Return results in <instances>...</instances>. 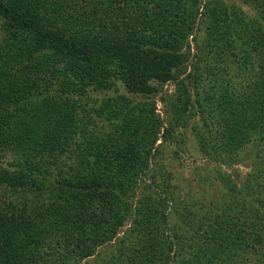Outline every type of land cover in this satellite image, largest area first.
<instances>
[{"label": "trees", "instance_id": "16d2710c", "mask_svg": "<svg viewBox=\"0 0 264 264\" xmlns=\"http://www.w3.org/2000/svg\"><path fill=\"white\" fill-rule=\"evenodd\" d=\"M67 1L0 0V264H80L117 239L100 264H255L264 160L220 174L224 202L137 195L195 101L210 159L264 140V0Z\"/></svg>", "mask_w": 264, "mask_h": 264}, {"label": "rangeland", "instance_id": "374dc122", "mask_svg": "<svg viewBox=\"0 0 264 264\" xmlns=\"http://www.w3.org/2000/svg\"><path fill=\"white\" fill-rule=\"evenodd\" d=\"M225 1L228 3L234 2L251 14L253 12L245 0ZM67 2H70V0ZM3 29V19L0 17V51L2 50L1 48L4 47ZM196 34H198V38H203V28L196 29L194 35ZM191 39L193 46L192 52L196 53L197 44L193 41V37ZM203 40L204 39L200 41ZM119 90L124 91L123 87ZM175 93L176 82L168 81L163 86L162 93L152 95V99L157 100V111L164 119L166 118V108L161 100L162 96L169 97ZM91 96L97 99L96 102L98 105L105 95L104 93H95ZM137 99L147 98H142L140 96L137 97ZM90 102L92 105L93 100H90ZM194 105L195 106L192 107V123L187 127H179L175 131L174 136L176 141L172 143L171 141H164V139L159 140L162 146L161 144L159 145V153L153 160L150 169L142 176L140 181L141 189L137 197L141 196L140 193L146 189L145 192L148 191L153 193L162 200H170L172 197L178 202L190 199L192 202L198 204H208L211 201L217 203L224 202L226 197H224L225 193L222 188L223 183L220 181V174L225 172V175L240 183L260 161L264 160V140L244 143L242 147H237V150L225 151L220 157L221 152L219 156L215 157V159H220V161L210 159L212 155L203 152L197 142L194 123L201 121V116L196 101ZM80 114L79 116L82 117L84 121L88 119L86 115H88L89 112L85 114V112L81 111ZM4 159L5 164H10L12 156L8 154ZM165 181H168V183ZM169 205V207L172 206L170 203ZM127 226L122 228L121 235L124 234ZM117 240L100 246L93 256L82 261L80 264H100L104 259L103 257L115 249ZM260 255L263 257L262 261ZM252 260L255 264H264V252L258 251L257 254L252 257Z\"/></svg>", "mask_w": 264, "mask_h": 264}]
</instances>
